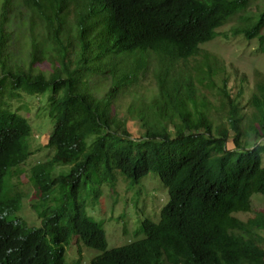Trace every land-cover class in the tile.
<instances>
[{
    "label": "trees",
    "instance_id": "obj_1",
    "mask_svg": "<svg viewBox=\"0 0 264 264\" xmlns=\"http://www.w3.org/2000/svg\"><path fill=\"white\" fill-rule=\"evenodd\" d=\"M255 1L0 0V264H65L77 237L101 251L90 264H264V211L252 206L264 195V76L249 122L227 78L219 106L201 94L222 67L201 46L234 17L231 35L264 52V6L248 12ZM149 74L157 92L146 101ZM25 97L45 99L53 122L50 156L31 168L38 227L16 216L24 194L12 172L33 155L32 123L14 109ZM149 173L168 190L160 221L109 249L80 192Z\"/></svg>",
    "mask_w": 264,
    "mask_h": 264
},
{
    "label": "rangeland",
    "instance_id": "obj_2",
    "mask_svg": "<svg viewBox=\"0 0 264 264\" xmlns=\"http://www.w3.org/2000/svg\"><path fill=\"white\" fill-rule=\"evenodd\" d=\"M249 6L248 12L254 14L258 9L263 8L264 0L252 2ZM237 21L238 16L219 28V35L214 40L201 46L204 51L214 55L222 67L213 79L215 86L200 91L214 106H219V88L223 86V79L227 78L228 90L231 89V93L239 100L244 108L241 113L247 120L246 122H249L251 115L256 112L250 104L253 94L257 92L256 82L258 77L264 76V52L260 51L257 40L249 41L242 36L233 37L231 35V29L237 24ZM19 47L23 52L25 49L27 52L29 50L25 42ZM197 60H201V58L199 57ZM193 61L191 63H195ZM139 89L140 95L143 98L147 97L146 101L149 100V96L156 95L157 88L152 74H149L148 78L142 82ZM131 100V97L126 96L122 99V103L127 105ZM23 101L24 103H22ZM23 101L15 103L14 109L22 105L19 113L32 123L34 137L29 142L33 155L25 164L18 169L15 168L12 172L13 183H17L16 189L24 194L22 208L16 216L22 217L31 227H38L40 220L31 207L32 200L35 198V187L30 180L31 168L40 161H46L50 156V151L45 147V143L52 132L53 122L43 111L45 99L37 100L25 97ZM128 118L131 119L129 121L131 122L129 123L130 131L134 132L135 118L130 115ZM246 132L252 133L249 129ZM258 144H264L263 139L258 140ZM6 185L8 186L7 183ZM101 186L99 189L97 182L92 185L89 183L80 192L77 202L84 204V209L89 217L103 225L109 249L125 246L144 238L141 229L142 222L150 220L153 223H158L161 211L169 201L167 188L161 179L153 173H149L135 185L129 186L119 177L118 185L114 190L106 184ZM4 193L7 194L5 191ZM252 206L254 211H264V195L254 194ZM252 216L253 212L239 215L243 220ZM262 234L264 235V232ZM100 254L101 251L85 246L77 237L68 246H65V264H90L92 259Z\"/></svg>",
    "mask_w": 264,
    "mask_h": 264
}]
</instances>
